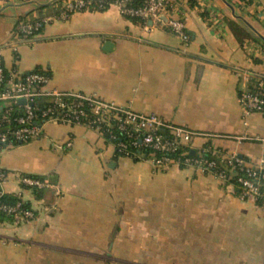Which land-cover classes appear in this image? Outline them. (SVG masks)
<instances>
[{
  "label": "crops",
  "instance_id": "1",
  "mask_svg": "<svg viewBox=\"0 0 264 264\" xmlns=\"http://www.w3.org/2000/svg\"><path fill=\"white\" fill-rule=\"evenodd\" d=\"M62 1L0 0L6 70L45 72L50 89L155 114L216 135L223 153L264 161V111L245 116L238 102L264 77V35L252 23L264 18L260 0H176L185 45L164 21L145 30L116 6L54 21ZM21 21L43 25L22 40ZM0 166L5 194L34 213L0 221V264H264V206L212 175L118 156L88 127L48 123L38 139L0 148ZM21 176L48 186L29 189Z\"/></svg>",
  "mask_w": 264,
  "mask_h": 264
},
{
  "label": "built area",
  "instance_id": "2",
  "mask_svg": "<svg viewBox=\"0 0 264 264\" xmlns=\"http://www.w3.org/2000/svg\"><path fill=\"white\" fill-rule=\"evenodd\" d=\"M6 3H17L20 0H2ZM64 0L60 3L54 21H66L72 14L90 8L98 11L111 6L118 7L121 15L137 18L142 27L149 29L150 22H163L182 43L189 42L185 20L175 16L176 0ZM42 22L21 21L17 26V38L30 40L36 37ZM50 77L45 73L31 72L19 78L14 72L6 73L0 57V148L10 147L17 143H29L44 133V126L57 123L67 126H85L99 132L102 136L108 133L114 147L122 156L132 158L134 150L144 149L152 153L146 161L157 171H167L179 166L194 169L202 174L208 173L224 183L232 176L225 171L210 172L213 162L201 158L190 157V151L212 154L225 160L235 170L244 173L237 182L241 189L240 197L244 200L261 202L264 206V161L252 165L243 161L235 154H226L214 147L212 142L218 137L213 134L201 133L188 127L169 123L155 114L138 113L129 106H120L105 101L94 95L77 92H64L49 88ZM4 85V86H3ZM39 98H48V105L40 109L33 102ZM24 99L26 103L20 104ZM238 102L245 116L264 111V77H259L254 89L243 92ZM18 106L21 113L14 114L13 108ZM2 125H8L1 128ZM13 127H12V126ZM115 129L125 140H118ZM243 139L252 140L244 137ZM197 140L204 141L203 146L196 145ZM206 143L210 145L205 146ZM70 146V144H68ZM8 174L0 166V197L6 195L3 189ZM20 183L29 188L42 190L48 186L46 181L28 176L19 177ZM0 212L12 216L16 225L34 220V213L25 206L21 199L12 205H0Z\"/></svg>",
  "mask_w": 264,
  "mask_h": 264
},
{
  "label": "trees",
  "instance_id": "3",
  "mask_svg": "<svg viewBox=\"0 0 264 264\" xmlns=\"http://www.w3.org/2000/svg\"><path fill=\"white\" fill-rule=\"evenodd\" d=\"M21 1V0H20ZM24 1V0H22ZM139 4V1L138 0H134L133 2V5L136 6ZM106 10V9H105ZM131 19L133 22H135L136 24H142V21L137 19V18H129ZM40 31V29H39ZM16 32H18V30H16ZM34 72H39V73H45V72H42V71H34ZM6 73L8 74L9 71L6 70ZM46 74V73H45ZM48 75V74H47ZM49 76V75H48ZM25 76L23 77H19V78H24ZM4 86V85H3ZM49 103V100L48 98H39V99H36L34 102H33V106L34 107H39L40 109H43L45 108ZM2 113V109L0 108V115ZM13 113L14 114H19L21 113V110L18 106L14 107L13 108ZM8 125H2L1 128H5L7 127ZM12 126V125H11ZM13 127V126H12ZM113 132L114 134L117 135L118 137V140L121 141V140H125L122 135H120L115 129H113ZM103 137L105 138V140L111 144H114V142L116 141H111L110 140V137L108 135V133L106 134H103ZM210 144L209 143H206L205 146L208 147ZM134 152V156L132 157L133 159H145V158H149L151 157L152 153L148 150H144V149H136L133 151ZM117 155L118 156H122L119 152H117ZM189 155L190 157H193V158H201L207 162H213L214 163V168L211 169L210 172H216V171H225L226 173H228L229 175H231L232 177L228 180V181H225L223 184L224 185H232L236 188V192L238 195L241 194V189L239 187V184L237 182L238 178L241 177V176H244V173L242 172H239L238 170H235L231 173V167L226 163L225 160H222L220 157H216V156H213L212 154L208 153V154H202L200 155L198 151H194V153L192 151L189 152ZM243 161H245L244 159H242ZM209 173V172H208ZM208 173H206L208 175ZM261 188L264 189V180L261 181ZM36 190V189H34ZM37 192V191H35ZM18 201V197H15L13 195H4L2 197H0V205H12L14 204L15 202ZM257 205L259 206H263L262 203L259 201V202H256ZM26 207L29 208V206L27 204H25ZM12 219V216L10 215H7L5 213H2L0 212V221L1 220H11Z\"/></svg>",
  "mask_w": 264,
  "mask_h": 264
},
{
  "label": "rangeland",
  "instance_id": "4",
  "mask_svg": "<svg viewBox=\"0 0 264 264\" xmlns=\"http://www.w3.org/2000/svg\"><path fill=\"white\" fill-rule=\"evenodd\" d=\"M260 1L264 5V0H260ZM260 12H261V10L259 11V16H260ZM252 23L254 24V26L256 27V29L258 30V32H260V33H262L264 35V18H262V19L259 18V20L258 19L253 20Z\"/></svg>",
  "mask_w": 264,
  "mask_h": 264
},
{
  "label": "water",
  "instance_id": "5",
  "mask_svg": "<svg viewBox=\"0 0 264 264\" xmlns=\"http://www.w3.org/2000/svg\"><path fill=\"white\" fill-rule=\"evenodd\" d=\"M20 104L24 105L26 103V101L24 99L19 101ZM194 153V151H192Z\"/></svg>",
  "mask_w": 264,
  "mask_h": 264
}]
</instances>
